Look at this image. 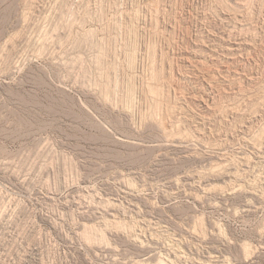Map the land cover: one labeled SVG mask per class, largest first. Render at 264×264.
<instances>
[{
  "label": "rangeland",
  "instance_id": "374dc122",
  "mask_svg": "<svg viewBox=\"0 0 264 264\" xmlns=\"http://www.w3.org/2000/svg\"><path fill=\"white\" fill-rule=\"evenodd\" d=\"M263 135L264 0H0V264H264Z\"/></svg>",
  "mask_w": 264,
  "mask_h": 264
},
{
  "label": "bare ground",
  "instance_id": "6f19581e",
  "mask_svg": "<svg viewBox=\"0 0 264 264\" xmlns=\"http://www.w3.org/2000/svg\"><path fill=\"white\" fill-rule=\"evenodd\" d=\"M212 1H213V0H212ZM216 4H217V3H216ZM214 5H215V4H214ZM219 45H220V44H219ZM232 48H233V47H232ZM188 59H189V58H188ZM190 61H191V60H190ZM156 88H157V87H156ZM175 88H176V87H175ZM153 89H154V88H152L151 90L153 91ZM156 90H157V89H156ZM157 91H158V90H157ZM153 92H154V91H153ZM157 93H158V92H157ZM159 94H162V93H160V91H159ZM159 94H158V95H159ZM154 95H155V94H154ZM156 95H157V94H156ZM155 97H157V96H155ZM263 136H264V135H263ZM259 138H260V137H259ZM258 141H259V140H258ZM259 142H261V141H259ZM262 142H263V141H262ZM256 144H257V143H256Z\"/></svg>",
  "mask_w": 264,
  "mask_h": 264
}]
</instances>
